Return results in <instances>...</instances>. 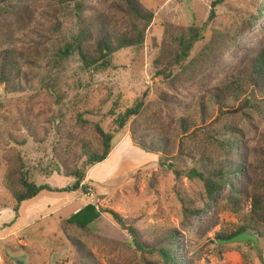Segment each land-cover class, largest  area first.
Instances as JSON below:
<instances>
[{
  "label": "rangeland",
  "instance_id": "rangeland-1",
  "mask_svg": "<svg viewBox=\"0 0 264 264\" xmlns=\"http://www.w3.org/2000/svg\"><path fill=\"white\" fill-rule=\"evenodd\" d=\"M138 1L154 14L144 45L119 51L99 71L84 70L74 52L61 54L81 27L70 0H21L0 17V77L9 79L0 81V264H165L158 254L139 252L110 214L88 232L69 225L88 204L117 213L144 242L176 232L179 264H264V223L252 213V197L264 201V100L242 111L243 98L221 105L213 99L264 46V13L250 23L262 0H222L209 23L216 0ZM118 3L87 1L85 23L120 28ZM190 28L200 40L178 62L177 37ZM141 98V115L117 132L111 112ZM97 125L114 134L113 150L87 169L86 190L44 191L21 205L13 223L6 180L14 168L23 164L38 186L72 185L68 173L84 167L86 148H101ZM159 145L168 153L141 148ZM222 161L241 169L230 179L242 193L237 208L229 204L230 184L209 197L188 177ZM241 227L261 237L258 245L218 244L217 235Z\"/></svg>",
  "mask_w": 264,
  "mask_h": 264
},
{
  "label": "trees",
  "instance_id": "trees-1",
  "mask_svg": "<svg viewBox=\"0 0 264 264\" xmlns=\"http://www.w3.org/2000/svg\"><path fill=\"white\" fill-rule=\"evenodd\" d=\"M12 1L0 0V17L10 14L12 10L19 6L18 4L21 0H15V4ZM87 1L103 2L105 0H70L74 6L76 17L81 27L78 30L77 36L74 37L73 42L61 53L62 55L69 56L74 52L78 55L84 70L99 71L111 67L113 56L119 51L127 48L137 49L144 45L146 32L153 22L154 14L144 9L138 0H118V9L124 17V22L120 28L116 25L117 22L112 23L110 21H90L89 24H86L83 14ZM221 1L216 0L212 3V9L207 23L216 19V8ZM262 3L256 12V17L253 16L250 23H256L263 16L264 0H262ZM200 37L199 30L195 28H190L188 34L183 33L177 37L178 53L176 54V59L178 62H183L190 56L191 51L200 40ZM0 81L2 83L9 82L5 72H1ZM222 89L213 98L214 103L217 105L224 103L227 97H232L235 100L243 98L242 111L248 110L254 105L261 104L264 100V46L255 57L251 58V63L246 69L240 72L230 83H226ZM144 103V98H141L123 113L116 114L115 112H111L113 116H116L117 132L124 129L132 118L141 115L145 105ZM96 133L101 139V148L98 150L86 148L87 160L85 165L81 169H76L68 173L70 177L74 178V183L68 187L54 190L48 185L38 186L30 179L23 164L14 168L12 176L6 180L15 203L14 212L16 213V218L13 223L17 220L21 205L35 199L44 191L75 193L80 190H86V186L83 183L86 179L87 169L105 162L113 150L114 134L105 132L98 125L96 126ZM213 138L212 136L210 137L211 140H214ZM226 141L230 140L227 139ZM141 148L147 151V153L152 154L167 152L166 147L162 145L151 146V148L141 146ZM168 168L173 170L174 164L169 162ZM240 172L241 169L239 167L230 168L227 162L222 161L221 163L215 164L210 170H205L204 172L192 169L188 177L200 180L204 184L209 197H212L223 186L230 184L232 193L229 198V204L237 208L241 203L239 198L242 196V193L235 190L230 179L231 177H238ZM175 174L178 173L175 172ZM252 198V213L255 215V220L258 221L259 219L264 223V201L259 200L255 196ZM103 213L110 214L114 221L129 233L139 252L143 254H158L165 264H179L175 255L177 236L174 231H169L159 236L158 243L144 242L139 239L137 230H134L131 225L128 226L126 224L127 220H124L115 212L101 210L94 204H88L80 209L68 219L67 223L82 231L88 232L101 219ZM245 232L247 233L248 230L241 227L236 232L219 234L217 237L218 240H229ZM254 236L258 237L259 240L261 239L258 234L254 233Z\"/></svg>",
  "mask_w": 264,
  "mask_h": 264
},
{
  "label": "water",
  "instance_id": "water-1",
  "mask_svg": "<svg viewBox=\"0 0 264 264\" xmlns=\"http://www.w3.org/2000/svg\"><path fill=\"white\" fill-rule=\"evenodd\" d=\"M254 242L255 245H258V239L252 235V234H247V233H241L236 235L235 237L229 239V240H218L219 245H231V244H238V243H249V242ZM17 264H25V261L22 260H17Z\"/></svg>",
  "mask_w": 264,
  "mask_h": 264
},
{
  "label": "crops",
  "instance_id": "crops-1",
  "mask_svg": "<svg viewBox=\"0 0 264 264\" xmlns=\"http://www.w3.org/2000/svg\"><path fill=\"white\" fill-rule=\"evenodd\" d=\"M20 210H21V207H20ZM20 210H19V212H20ZM78 211H79V210H78ZM78 211H77V212H78ZM14 213H15V212H14ZM20 213H21V212H20ZM74 214H75V213H74ZM19 215H20V214L18 213L17 221H15L16 223H18L19 220H20V216H19ZM21 217H22V219L25 218V216H23V214H21ZM15 218H16V213H15ZM15 222H14V223H15Z\"/></svg>",
  "mask_w": 264,
  "mask_h": 264
}]
</instances>
